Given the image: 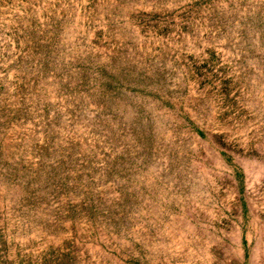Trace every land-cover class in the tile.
I'll return each mask as SVG.
<instances>
[{
  "label": "rangeland",
  "instance_id": "374dc122",
  "mask_svg": "<svg viewBox=\"0 0 264 264\" xmlns=\"http://www.w3.org/2000/svg\"><path fill=\"white\" fill-rule=\"evenodd\" d=\"M0 264H264V0H0Z\"/></svg>",
  "mask_w": 264,
  "mask_h": 264
}]
</instances>
